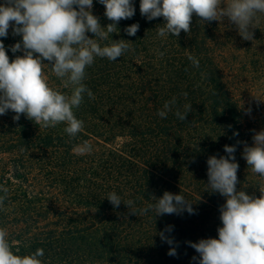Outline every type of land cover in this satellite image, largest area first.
<instances>
[{"label": "trees", "instance_id": "1", "mask_svg": "<svg viewBox=\"0 0 264 264\" xmlns=\"http://www.w3.org/2000/svg\"><path fill=\"white\" fill-rule=\"evenodd\" d=\"M139 4L134 0L135 15L100 41L103 46L124 39L131 51L114 62L96 58L86 69L84 83L94 98L85 96L75 110L84 122L75 139L63 124L43 129L23 114L18 122L11 111L0 116V227L20 255L42 248L43 264H195L192 257L199 254L187 242L218 238L222 226L219 209L225 198L207 186V160L227 156L225 145L237 146L238 189L260 195L264 178L243 159L255 129L234 82L236 75L249 80L247 68L255 62L241 52L236 57L242 44L235 41V26L227 20L203 23L194 15L189 34L161 38L157 30L163 18L147 20ZM92 11L102 27L112 23L98 0ZM262 22L264 15L254 22L256 34ZM134 23L139 30L128 36L125 28ZM21 39L11 28L3 38L10 62L22 55L10 51ZM189 55L199 60V68ZM44 72L51 86L67 91L49 66ZM173 97L181 111L192 105L183 122L175 108L167 118L157 115ZM84 141L93 151L77 155L74 147ZM113 191L137 209L165 191L181 194L193 203L195 214L134 215L123 202L119 207L110 203L106 197ZM168 226L172 230L165 236L173 245L158 234ZM171 247L177 256L167 254Z\"/></svg>", "mask_w": 264, "mask_h": 264}, {"label": "clouds", "instance_id": "2", "mask_svg": "<svg viewBox=\"0 0 264 264\" xmlns=\"http://www.w3.org/2000/svg\"><path fill=\"white\" fill-rule=\"evenodd\" d=\"M98 3L104 6L106 18L112 21L106 27H102L93 14V0H3L0 3V116L11 111L15 113L13 120L18 122L23 114L43 129L63 124L64 132L73 139L83 131L84 122L77 118L75 110L85 96L94 98L84 83L86 69L96 58L114 62L131 51L130 42L124 39L112 40L103 46L100 41H107L109 34L117 32L118 23L132 18L136 11L134 0H98ZM139 10L149 21L163 18V26L157 30L161 38L169 35L178 38L182 31L189 34L195 15L203 23L227 20L244 40L252 41L254 22L264 15V0H140ZM10 28L13 36L22 38L10 46L13 54L22 53L11 62L3 43ZM138 30V23L125 28L128 36H135ZM188 59L193 67H200L195 56L189 55ZM45 66L51 68L67 91L50 85ZM176 105L173 97L157 115L167 118L175 108L174 115L183 122L192 105L185 104L183 111ZM250 112L249 109L246 114ZM233 135L238 136V132ZM236 150V145H225L227 156L213 155L207 160V186L210 192L223 196L225 203L219 209L222 226L217 229L218 238L187 242L199 254L192 257L195 264H264V186L258 189L259 196L238 189ZM92 151L93 146L87 141L74 147L77 155ZM243 159L252 172L264 178V130L254 133L252 146L245 143ZM2 191L6 194L8 190L3 188ZM106 198L114 207L123 202L134 215L152 212L155 218L184 212L195 214L193 203L184 195L167 191L162 197L153 196L154 203L140 209L132 200L124 202L115 191ZM3 199L0 197V204ZM171 230L168 226L158 233L169 245H173L174 240L165 236V232ZM18 253L6 229L0 227V264H43L42 248L25 255ZM167 254L177 256L175 247Z\"/></svg>", "mask_w": 264, "mask_h": 264}, {"label": "rangeland", "instance_id": "3", "mask_svg": "<svg viewBox=\"0 0 264 264\" xmlns=\"http://www.w3.org/2000/svg\"><path fill=\"white\" fill-rule=\"evenodd\" d=\"M262 24L263 26L261 25L259 28L261 34H256L255 29L253 30L254 39L252 41L244 40L239 34L235 37V41L242 44L238 51L236 50V57L241 52L245 55L248 54L249 60L253 58L252 60L255 62V65L251 64L249 69L247 68L249 80L242 81L237 75L234 80L235 94L255 132L264 130V22ZM236 32L238 33V31ZM249 109L251 110L250 115L246 114Z\"/></svg>", "mask_w": 264, "mask_h": 264}]
</instances>
